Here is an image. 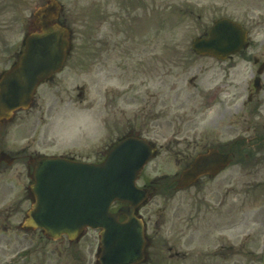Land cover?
I'll use <instances>...</instances> for the list:
<instances>
[{
	"label": "rangeland",
	"instance_id": "1",
	"mask_svg": "<svg viewBox=\"0 0 264 264\" xmlns=\"http://www.w3.org/2000/svg\"><path fill=\"white\" fill-rule=\"evenodd\" d=\"M44 1L0 0V29L4 30L0 38V72L12 63L13 59L8 61L12 47L15 46L16 52L22 48L23 38L31 30L32 12ZM58 1L63 5V11L71 16L74 48L63 70L38 87L33 106L18 111L10 123L0 126V148L19 150L14 163L0 164V264H95L94 251L89 254V245L96 249L98 230H88L80 241L71 243L65 236L62 241H47L38 229L23 231L20 228L30 206L28 156L65 152L73 155V151L80 158L94 162L110 144L133 129V133L147 138L157 147L161 144L158 155L145 166L137 181L142 186L156 177L162 182L160 176L164 173L170 176L179 167L171 157L175 149L171 150L173 145H169L175 126L187 128L191 146H187L188 142L180 146L182 149L188 147L193 154L202 150L203 141L216 136L222 144L235 137H240L244 143L248 133H243V129L258 123L261 132L264 126L263 107L251 114L257 104L246 109L244 117L240 114L236 126H232L228 118L209 122L216 110L210 113L214 107L205 103L204 92L215 85L211 76L216 72V66L211 60L192 55L190 49L192 39L202 33L204 26L209 27L221 15L239 17L243 3L184 0L176 2L174 15L172 0H157V16L153 18L149 11L143 28L139 29L143 32V45L156 43L153 52L123 55L120 51L109 52L103 44L92 57L89 35L94 32V21L89 7L95 0ZM100 3L103 6L105 0ZM115 3L112 10L119 8L118 2ZM183 3L191 12L178 10L184 7ZM112 38L109 47L113 45ZM262 40L263 35H256L252 43L255 41L258 45ZM3 42L12 45L9 50ZM257 49L258 46L253 48L254 51ZM126 57L130 70L128 79L121 69V62ZM135 57H142L143 68L135 64ZM172 58L177 60V65L170 64ZM206 62L209 65L207 73ZM256 68L248 62L240 63L236 76L240 87L239 103L246 95L244 86L249 84L251 72ZM172 83L183 89L175 100L168 89ZM157 88L164 92L168 104L156 107L153 94ZM263 98L264 91H261L259 99ZM166 109L169 111L165 112ZM216 120L217 124H214ZM207 133L208 139L205 138ZM188 139L183 140L190 141ZM195 140L199 142L196 149L193 146ZM249 149L239 150L222 172L224 178L219 184L223 188L220 191L213 187L214 193L207 194L210 186H217L218 177L203 193L190 187L176 193L155 194L140 209L149 235L157 222L160 225L159 235L152 238L147 249V259L140 264H264V156ZM248 151L252 156L247 154ZM23 154L26 156L22 157ZM226 189L230 192L229 198L218 218L214 207L216 197ZM203 194L215 200L207 211L203 209L207 203ZM233 221L234 227L228 229ZM246 234H249L248 238ZM78 247L81 250L77 251ZM218 249L223 256L214 254Z\"/></svg>",
	"mask_w": 264,
	"mask_h": 264
},
{
	"label": "water",
	"instance_id": "2",
	"mask_svg": "<svg viewBox=\"0 0 264 264\" xmlns=\"http://www.w3.org/2000/svg\"><path fill=\"white\" fill-rule=\"evenodd\" d=\"M48 1L35 12L41 31L27 38L18 63L0 80V120L10 118L18 109L28 108L39 83L60 70L65 60L69 34L62 26L51 23L59 5L54 0ZM224 22L215 24L209 39H196L194 47L216 50L227 46L226 52L237 50L244 37L221 29ZM154 150L144 139L127 137L113 146L101 163L62 157L35 160L34 183L30 187L33 202L22 228H41L50 238L66 234L70 240L78 239L86 227L100 228L101 264L144 261L145 227L136 213L150 193L148 189H138L135 181ZM6 157L0 153V160L13 161ZM229 161V155L208 150L183 171L178 186L185 187L202 174H216ZM115 200L127 205L111 213L109 207ZM120 215H124L125 220L119 221Z\"/></svg>",
	"mask_w": 264,
	"mask_h": 264
},
{
	"label": "flooded vegetation",
	"instance_id": "3",
	"mask_svg": "<svg viewBox=\"0 0 264 264\" xmlns=\"http://www.w3.org/2000/svg\"><path fill=\"white\" fill-rule=\"evenodd\" d=\"M115 1H117L119 4L118 10H112V6L116 5ZM149 1H151V3H149ZM183 1L184 0H172V2L175 3L173 10L174 15H176V2ZM234 1L238 5H240V3L244 4V8L242 9L239 17L222 15L220 16V18L227 17L239 23L241 28L246 31V36L248 38L247 46L243 50L233 55H228L226 58H222V56L218 58H214L208 55L201 56L204 57L205 60L213 61L212 65L216 66V72L213 76H211V80L215 79L216 81L215 85L213 87H210L209 89H206V91L204 92L205 103L210 104L214 107V109H212L210 113L216 110L215 115L209 122L213 123L215 119L228 118V122H230L232 126H236L235 123H237L240 114L244 117V111L246 109H251L257 104V108L254 111H251L252 114L253 112L257 113V111H260L262 107L264 108V98L259 99L260 92L264 91V40L260 41L258 45H255V41L252 43V38H254L256 35L264 36V0ZM181 5H183L184 7L179 8L178 10L184 13H188L189 11L191 12L187 4L183 3ZM157 8V0H105L103 6L100 3V0H95L92 3L91 7H89L90 16L92 18V21H94V32L89 35V38L91 39L90 44L92 43V45H90V48L93 50L92 53H94L93 56H96L100 48L102 49L101 46L103 44L105 45L104 47H107L106 49H108L109 52L120 51L123 55H142L143 53L153 52L157 46L156 43L152 45H143L141 41L143 32L139 29L143 28L144 18L147 14H149V11H151V16L153 18L157 16ZM56 21L60 24L68 26L71 24V16L68 13L64 12L62 8L59 13V18ZM32 24L35 29L33 20L31 21V25ZM103 28L105 30H102ZM208 30L209 28H205L204 26V30L200 34V37H206L208 35ZM70 35L71 38H74L75 31L71 30ZM112 36L113 45L109 47L108 45ZM100 37H102L103 40H101ZM3 44L7 47V50L10 49L11 46L6 44L5 42H3ZM257 46L258 49L254 51L253 48H256ZM73 48L74 46L71 45V49ZM12 50H14V47L12 48ZM256 53H259L258 56L256 55ZM127 60L128 57H126L121 62L122 71L125 76L128 75ZM241 62L243 64H246L248 62L251 65L256 66L257 68L255 72H251L249 84H245L244 86L246 95L241 101V103H239L238 100L240 97V87L239 82L236 81V76L237 70L240 67ZM92 64L93 66H95L96 62L94 61L92 62ZM135 64L140 66V68H143L141 65L143 64L142 57H135ZM208 66V62H206L205 73H207L208 71ZM261 66L263 68V74L261 76V82L258 84L257 91L254 85V78L256 77L257 69ZM155 75L156 78L159 77L158 70L156 71ZM168 89L170 91V96H172L173 100L180 97L179 91L183 90L182 88L177 87L175 83H172ZM153 95L155 97L154 104L156 105V107H158L160 104L161 106L168 104V101L164 99V92L162 90H159V88H157L156 93H154ZM185 101L186 99L182 100L180 102V105L182 106ZM167 107H169V105ZM166 111L169 110L166 109L165 112ZM232 119H235V122L232 121ZM214 124H217V120ZM256 124L258 125V123ZM256 124L247 126L245 129H243V133H248L246 142L243 143L240 137H235L233 141L225 143L226 146H224V144L218 142V137L216 136L212 140L203 141L202 151L210 148H216L223 152H229L235 157V155L239 154V150H241V152H244V150L252 148L253 150L255 149V152L257 154L263 153L264 156V133H262L264 132V126L262 127L263 130L259 132ZM189 134L190 133L187 132V128L185 126H175L172 131V139L171 141H169V145H173V148L171 150L175 149L171 157H173V161L179 166L175 169L168 182V186L172 187V190L170 188V191L174 193L177 191V178L179 177L180 173L199 153L198 151L193 154L188 150V147L182 149V146H180L183 145L185 142H188L187 146H191V139H188ZM208 134L209 133L205 135V138L207 139L209 138ZM183 139H188L190 141ZM198 145V141L193 143L195 149L198 147ZM247 154L252 156L251 152ZM254 159L262 160L261 157H254ZM222 171L215 176L204 175L199 177L196 180L195 187H198L200 191H204V189L208 187L206 183L214 182L215 180H217L218 177H220L219 180H217L216 182H218L217 187L222 188V184H219V182L222 181L224 178V176L221 175ZM164 187L165 184L162 183L156 185V189L159 191V193L167 191V189L164 191L161 190ZM227 195L228 191L220 195L217 194L218 204L215 206V209L217 211L218 218L221 217L223 213V208H226L223 204L225 203V197ZM210 208L211 206L203 207L205 211L209 210ZM233 227L234 221L232 223H229V228L232 229ZM157 229H159V227H157ZM157 229L152 230V234L148 235L150 244L152 238L159 235ZM79 250L81 249L78 247L77 251ZM229 250L232 251L233 247L230 246ZM92 252L93 248L89 245V254L91 255ZM214 254L217 256H223V253L219 249Z\"/></svg>",
	"mask_w": 264,
	"mask_h": 264
}]
</instances>
